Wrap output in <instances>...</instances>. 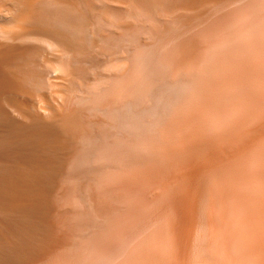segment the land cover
I'll use <instances>...</instances> for the list:
<instances>
[{"label":"bare ground","instance_id":"obj_1","mask_svg":"<svg viewBox=\"0 0 264 264\" xmlns=\"http://www.w3.org/2000/svg\"><path fill=\"white\" fill-rule=\"evenodd\" d=\"M0 264H264V0H0Z\"/></svg>","mask_w":264,"mask_h":264}]
</instances>
